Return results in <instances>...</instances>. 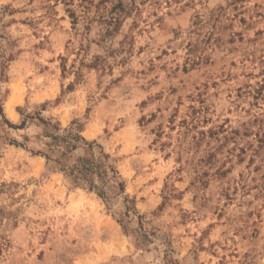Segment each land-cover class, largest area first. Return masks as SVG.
Masks as SVG:
<instances>
[{
    "label": "rangeland",
    "instance_id": "obj_1",
    "mask_svg": "<svg viewBox=\"0 0 264 264\" xmlns=\"http://www.w3.org/2000/svg\"><path fill=\"white\" fill-rule=\"evenodd\" d=\"M0 264H264V0H0Z\"/></svg>",
    "mask_w": 264,
    "mask_h": 264
},
{
    "label": "trees",
    "instance_id": "obj_2",
    "mask_svg": "<svg viewBox=\"0 0 264 264\" xmlns=\"http://www.w3.org/2000/svg\"><path fill=\"white\" fill-rule=\"evenodd\" d=\"M72 1V0H70ZM122 7V6H121ZM124 10H121L123 12ZM74 13L72 16L74 17ZM115 22L120 21V13L114 14L112 18ZM12 127L18 128L10 124ZM81 129L79 133H73L68 131L67 135H50L52 142L48 144L52 153L56 152V147L62 148L59 150V156L56 159H52L51 155L45 154L48 162L54 161L58 164V168L72 177L76 184L85 186L91 191H97L99 196L104 200H108V193L113 191L114 194L125 192L123 182H117L109 185L111 181L117 179L119 174L113 165L108 164L110 156L103 151L98 155L93 152L94 146H99L96 142H87L81 135ZM83 143L89 148V154L80 156L76 160L72 161V153L79 148V144ZM133 206L127 207L126 216L134 212ZM118 222L126 230V226L123 220L119 219Z\"/></svg>",
    "mask_w": 264,
    "mask_h": 264
}]
</instances>
